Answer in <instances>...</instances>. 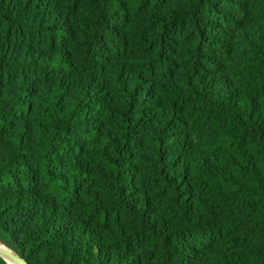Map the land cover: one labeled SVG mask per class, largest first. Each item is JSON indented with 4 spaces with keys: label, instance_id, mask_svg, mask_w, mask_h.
Returning a JSON list of instances; mask_svg holds the SVG:
<instances>
[{
    "label": "trees",
    "instance_id": "16d2710c",
    "mask_svg": "<svg viewBox=\"0 0 264 264\" xmlns=\"http://www.w3.org/2000/svg\"><path fill=\"white\" fill-rule=\"evenodd\" d=\"M0 229L26 264H264V0H0Z\"/></svg>",
    "mask_w": 264,
    "mask_h": 264
},
{
    "label": "water",
    "instance_id": "95a60500",
    "mask_svg": "<svg viewBox=\"0 0 264 264\" xmlns=\"http://www.w3.org/2000/svg\"><path fill=\"white\" fill-rule=\"evenodd\" d=\"M0 238H3L8 243L7 249H4V251L0 250V256L8 264H10V262L12 264H26V262L23 259H21L20 257H18L15 254V252L13 250V241H12L10 235L7 232H5L4 230H2V229H0Z\"/></svg>",
    "mask_w": 264,
    "mask_h": 264
},
{
    "label": "bare ground",
    "instance_id": "6f19581e",
    "mask_svg": "<svg viewBox=\"0 0 264 264\" xmlns=\"http://www.w3.org/2000/svg\"><path fill=\"white\" fill-rule=\"evenodd\" d=\"M7 247H8V243L3 238H0V250L4 251V249H7ZM10 264L12 263L10 262Z\"/></svg>",
    "mask_w": 264,
    "mask_h": 264
}]
</instances>
